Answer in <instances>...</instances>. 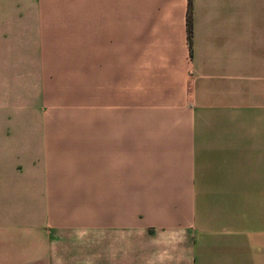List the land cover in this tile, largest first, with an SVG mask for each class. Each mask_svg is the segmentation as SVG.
Instances as JSON below:
<instances>
[{
    "label": "crops",
    "instance_id": "crops-1",
    "mask_svg": "<svg viewBox=\"0 0 264 264\" xmlns=\"http://www.w3.org/2000/svg\"><path fill=\"white\" fill-rule=\"evenodd\" d=\"M78 2V47L51 63L9 45L38 32L0 0V264H264V0ZM69 78L79 96L61 100L95 114V194L47 166L49 221L25 224L19 163L35 160L8 138L33 131L8 128V84ZM77 226L95 235L53 233Z\"/></svg>",
    "mask_w": 264,
    "mask_h": 264
},
{
    "label": "rangeland",
    "instance_id": "rangeland-1",
    "mask_svg": "<svg viewBox=\"0 0 264 264\" xmlns=\"http://www.w3.org/2000/svg\"><path fill=\"white\" fill-rule=\"evenodd\" d=\"M78 1L9 0V15L15 12L21 13L23 20L20 22V26L24 29H37L38 32L34 36L23 35L17 40L9 37V45H15L16 43L20 47L23 46V49L27 51L31 50L27 46H33L32 50L43 53L45 57L42 56L41 58L43 60L47 58L51 63V58L54 57L55 53L47 52L55 49L54 51L62 60V52L78 47ZM49 54L51 57H49ZM26 62L28 64L33 63L31 67H35V70H42V66L39 65L38 61L34 63L27 60ZM74 66L69 65L70 70L74 69ZM31 67L24 66L21 75L29 76ZM38 71L39 79L37 80H40V78H43V73ZM73 75L74 73H70L67 77L73 78ZM69 80L70 78L66 80L67 82L55 83L56 85L48 83L50 89L46 88L47 84H38L39 81L8 84V128L21 126L24 129L33 131L30 136L22 133L18 137L12 135L11 132L8 138L9 150L16 148L17 145L18 149L23 151L28 158L35 160V163L29 161L19 163V165H22L23 186L17 208L25 224L34 222L44 224L49 221L47 220L49 218L46 211L47 199L43 194L46 189L47 166L53 168L55 166L56 172L63 168L67 170L66 173L60 174V176L65 175L67 180L73 178L71 181H74L75 185H70V190L80 192L82 195L90 192L91 195L89 196L93 197L95 194V155L98 141L95 114L79 115L77 112L81 109L80 103H69L68 100H61V96L64 94L67 98H78L79 96V83H69ZM53 87L55 91L54 89L51 90ZM46 90L49 92L48 99ZM17 105L21 106L22 109L17 110ZM81 117H87V122L81 124ZM63 158L67 161H61L63 163L57 161V159ZM53 168L51 169L52 174L54 173ZM81 171L83 175H81ZM77 199V197L72 199L68 196L65 201L76 202ZM57 214L58 212L55 214L56 219L60 218L63 222L72 220L70 210L63 212L60 215L61 217ZM51 215L53 216V213ZM26 230H22L21 235H29L30 232ZM48 231L43 230L41 235L52 234V232L47 233ZM53 233L95 235V230L94 227L77 226L57 228L53 230Z\"/></svg>",
    "mask_w": 264,
    "mask_h": 264
},
{
    "label": "trees",
    "instance_id": "trees-1",
    "mask_svg": "<svg viewBox=\"0 0 264 264\" xmlns=\"http://www.w3.org/2000/svg\"><path fill=\"white\" fill-rule=\"evenodd\" d=\"M190 1L188 4V17H187V32H188V40L191 41V16H190Z\"/></svg>",
    "mask_w": 264,
    "mask_h": 264
}]
</instances>
